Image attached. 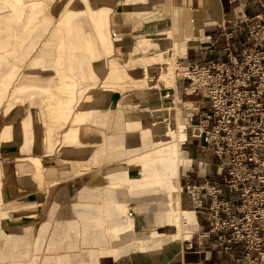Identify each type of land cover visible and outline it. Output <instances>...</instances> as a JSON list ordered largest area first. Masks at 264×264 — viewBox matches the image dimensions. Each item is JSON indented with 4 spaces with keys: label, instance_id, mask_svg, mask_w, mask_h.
Instances as JSON below:
<instances>
[{
    "label": "crops",
    "instance_id": "obj_1",
    "mask_svg": "<svg viewBox=\"0 0 264 264\" xmlns=\"http://www.w3.org/2000/svg\"><path fill=\"white\" fill-rule=\"evenodd\" d=\"M49 1L57 2V7L61 8L66 7L67 2H73V0ZM80 1L83 2V0ZM185 1L187 5L190 2V0ZM213 1L219 2V7H217L219 10L217 9V15L214 17L216 20L214 25L207 30L206 35L204 34L206 47H188L185 58L187 61L199 62L198 56L201 57L204 53L210 60H224V48L227 43L225 36L228 33L232 34L230 49L235 55H239L240 50L249 44L247 29L264 21V0H209V3L202 1V8L199 11L206 12L208 4L210 9ZM33 2L40 3L41 8H43L45 0L23 1L25 10L20 20L22 24L31 15L28 13V8ZM130 3V0H113L111 3V12L107 16V24L111 51H114L113 57L117 50V44L114 40L115 24L118 25L124 40L131 38L123 29V25L126 23L134 22L132 18L126 17L128 11L126 9L131 6ZM25 18L26 21H24ZM57 21L60 22L59 19ZM4 22V19H0L1 42L6 39L3 31ZM16 27L17 24L13 27L11 36L19 39L23 33L20 34ZM194 37L192 40L190 39L191 42L197 40L199 35L196 39ZM190 40L188 44L191 43ZM199 42H201L200 39ZM17 43H19L18 40H16ZM123 50H125L124 47ZM3 54L4 48L1 43L0 56ZM54 54L56 55V53ZM51 58L53 57H45V60L50 62ZM11 60L13 59L10 58ZM109 60L110 56L107 57V62ZM108 63L106 67L104 62L102 63L104 69L101 77L100 75L97 76V71H95L96 75L91 76V79H83L78 70L75 72V77L79 81L77 87L88 89L85 96L84 94L82 96L81 104L84 105L90 96L98 97L95 108L96 114L86 116V121L91 119L94 122L85 125V121L81 124L76 123L75 126L76 128L87 129L88 145L80 147L63 146L55 153L40 155L46 144L52 143L53 139L49 137L48 140H42L41 128L37 125L31 127L34 129L33 135L35 136L34 146L31 149L36 154L30 155L43 157L45 179L51 185L45 198L29 199L26 203H22L36 206L21 212V214H29L27 217L18 219L16 215L20 213H15V199L17 197L15 195V178L12 175L18 165L15 164V157H8L9 159L0 161V165L4 168L0 170V209L10 204L7 209L0 210L5 214V221L0 225V264H239L238 258L242 251L240 246L233 247L234 251L232 252L234 254L232 255L222 250L223 245L216 240L215 236L202 237V234H205L209 229L205 218V209L208 205L206 200L191 203L185 193L188 200L186 205L191 212L185 227L192 233V237L185 241L176 240L173 226L171 235L164 234L168 225L153 219L155 216L157 218L155 213L152 212V218L148 220L145 217L147 213L142 212V206L146 204L144 200L147 198L135 194L133 186L144 182L147 177L146 172H137L136 168L132 169V166L118 164L110 174H107V183L109 177L114 179L109 181L107 186H105V179L96 173L80 174V165L86 164L88 166L90 163L93 166L94 153L99 152L98 149H100L99 143L103 142L102 145H104V142L108 141L106 138L102 141L100 139L101 128L98 121L101 118L99 108L106 101L110 102V106L116 104L117 93L115 91L118 88L115 87L118 85L112 89L108 88L102 101L99 98V91L96 90L102 88L101 82H99L102 81V77L109 76ZM102 64L95 65L94 69H98ZM5 66L7 65L0 67L1 73H4ZM123 66L127 65L124 64ZM84 82L90 83L82 87L80 84ZM176 86L179 90L177 84ZM135 101L133 99L128 106L130 110L135 107L140 112L136 122L134 123L127 116L118 119L124 127L129 129V131L126 130L129 139L128 147L143 145L140 124L142 129H145L144 145L152 141L144 123L150 118L147 110L151 104L148 103L149 100L146 101L145 110H143V107L136 106ZM81 107H79L78 113H80ZM107 113L108 111H106L105 117ZM183 117L182 121L184 120ZM94 123L98 126H95ZM15 125V122H12L10 134L5 132L7 147L19 142L18 139H15ZM1 126L2 123L0 122ZM66 129L67 126L64 130ZM82 133L83 131H81ZM59 144L62 145L61 142ZM121 145L123 148L127 147L125 143H121ZM200 147L201 143L198 140H189L183 150L187 169L181 177L182 186L185 184L201 185L205 182L209 185L222 186L226 175L224 168L220 167L219 161L212 153L203 152ZM26 155L23 154L22 156ZM5 169L6 171H4ZM5 183L7 186H2ZM107 198L118 205H126L128 213L119 215L113 212L114 215L111 220L108 217L105 218L106 213L102 212L99 206ZM138 210L140 212L137 213ZM130 218L133 221L132 229L126 233H121L123 228L129 224ZM115 229L118 230L117 234Z\"/></svg>",
    "mask_w": 264,
    "mask_h": 264
},
{
    "label": "bare ground",
    "instance_id": "obj_2",
    "mask_svg": "<svg viewBox=\"0 0 264 264\" xmlns=\"http://www.w3.org/2000/svg\"><path fill=\"white\" fill-rule=\"evenodd\" d=\"M4 1H11L12 3L9 6H5ZM4 1L0 0L1 19H6L7 22L11 21V25H14L15 22L17 24V28H22L25 31V38H31L34 32H36L34 28L36 27V16L40 15L42 10L40 3L33 2L29 5L28 13L31 14V16L30 18L27 17L28 20L22 24L20 20L22 15H24L23 12L25 10V5L22 4L24 0ZM112 1L113 0H83V3H85V8L81 11L78 8L82 1L73 0V3H71L66 9V17L59 23V28L63 30L62 36H60V44L55 43L53 45L55 47L54 49L58 51L59 49L62 50V54L57 55L56 60L58 62H61L60 59L63 58L62 62H66L68 69L70 70L87 67L86 73L89 78L96 75L95 71H97V76L102 74L104 69L103 64L98 69H94V66L95 64L97 65L98 63H103V61H101L103 57H106L112 53L107 24V16L109 12H111ZM137 3L140 4L139 7L136 8V12L138 10V14L146 13V15H144L145 17L139 21L141 30L145 27L146 30H149L148 32L150 33L149 36L152 37L151 39L155 41L166 40L167 42L164 43V49H166V51L164 50L161 52V55H166L164 64L170 63V71L168 78L163 79V82L166 84L169 82L168 84L171 86L175 84L176 80V76L173 78V75L178 69L177 58L180 55H183L186 50L183 47L184 45L179 47L177 43L178 39L183 37L185 40L183 41L185 42L184 44L186 45L187 43L188 46L189 40L192 39L193 36H196L193 35V33H196V28L194 25H196V22H198V20H196V16H199V9L202 8V1L190 0V3L195 4L196 10L193 12L190 11L185 0H137ZM133 6L134 3L131 4V7ZM150 11L151 13H149ZM44 22L45 21H43V23ZM114 31V40L117 44V50L114 58L110 60L109 63L110 73L108 79L111 80V86L119 83V80L125 79L127 77L122 71V65L125 64L123 57L124 39L119 32L117 24H115ZM141 33L144 34L145 32L142 31L140 34ZM35 44L36 43L33 40L29 45V50L34 49ZM50 48L51 43L49 42V44H46V50H42L40 52L39 57L44 59H38L35 61L34 69H30L26 73L28 80H31L35 83H38L39 80H42V77L48 71V68H45L46 62H48L45 60V57L48 49ZM130 62L136 63L138 62V59L134 56H131ZM161 63H163V61ZM135 69L136 68L133 67L131 72H134ZM54 73H56L59 78L62 79V82L61 84H55L53 81L54 77H51L50 81L45 84L46 91L48 94H50V96L47 99H44L42 103L41 111L43 113L38 111V109L34 108L33 110V108L26 107L25 121L20 122L18 125V138L20 139L22 148L25 151L32 150L31 148L34 146V129L31 128L33 125H37L41 128L42 140H48L49 137H51L52 131L50 130V127L51 124L55 123V113L60 110V105L62 102L61 96L65 95L67 90H72L74 87V81H71L72 78L66 76L64 72H58L56 70ZM178 73L182 74V77L185 76L184 68L182 66ZM65 79H68V82L63 83ZM117 91H120V89ZM123 91L124 90H121L120 92ZM115 93L117 92L115 91ZM177 93L178 92L176 88H174L173 95L169 99L170 94L167 91V88L164 90L162 87L157 85L156 102L152 100L148 101V103L151 104V107L149 110H147L150 118L144 121V123L146 125V131H148L150 137L152 138L151 145H144L145 129H142V125L140 124L139 126H141L140 129L142 130L140 134L142 136L141 139L143 141V145L125 147V149L121 151V144L105 141L104 147H110L111 151L107 156V160L111 161V163L117 161L122 154L127 157H139L140 160L137 170L146 172L147 177L143 183L133 186L135 194L143 195V197H148L149 199H156L159 196H167L168 199L165 203L153 201L150 204L153 207V212L157 215V218L155 216L153 219L155 218L157 222L160 221V223L163 222L168 225L164 234L171 235V228L173 226L175 229L176 240L185 241L192 237V233L189 232L185 227V223L188 216L191 215V212L185 205L181 177L186 171V167L184 165L185 159L183 158V148L191 138V132L189 133L188 128L191 130L193 125L189 122L186 123L185 127H182L181 119L183 117V113L182 108L179 107V104L183 103L184 107H186V110L195 106L192 104V100H187L185 102L179 100ZM151 96L152 95L149 94V98H151ZM97 101L98 97L96 96H90L88 98L86 103L81 107L80 113H77V118L75 119L74 125H76V123H84L87 120L86 116L96 114L95 108ZM114 108H118L116 112L118 119H123L127 116L129 119L134 121V123L136 122L140 113L135 107L130 110L128 104L126 106V104H119L116 102V104L110 106L109 110ZM109 110L106 114V117L103 119L104 121L109 120ZM184 118L185 117H183V119ZM136 126L138 125L136 124ZM81 131H83L82 134ZM64 140V147L86 146L88 145V131L85 128L73 127L67 134L64 135ZM48 144H46L42 151L47 150ZM147 147H149V153H151L150 150L155 149L158 151V154L160 153L159 156L154 158L151 156V159L147 161L144 160L142 156L145 152H147ZM99 152L94 153L95 159L101 155V151ZM15 163L18 164H16V170H14L12 174L15 176V195L20 192L26 194L33 193L35 186L32 180L40 179L42 176L43 170L40 161L38 159L28 158ZM1 169L4 168L0 165V170ZM110 179L111 181L114 180L112 178ZM16 199L15 213H20L16 215L18 219L27 217L29 215L26 213L21 214V212L36 207L30 204H22L23 202L26 203L29 201L27 198L21 201H19V198ZM99 207L102 212L106 213L105 218L108 217L110 220L114 215L113 212L119 215L128 213V207L126 205H118L110 198H107V200L104 201V203H102ZM4 221L5 214L0 211V225H2ZM132 224L133 221L130 218L129 224L123 228L121 233L130 231L133 227ZM115 233H118L117 229H115ZM20 243H22L21 240Z\"/></svg>",
    "mask_w": 264,
    "mask_h": 264
},
{
    "label": "rangeland",
    "instance_id": "obj_3",
    "mask_svg": "<svg viewBox=\"0 0 264 264\" xmlns=\"http://www.w3.org/2000/svg\"><path fill=\"white\" fill-rule=\"evenodd\" d=\"M4 1V0H3ZM59 2V0H57ZM119 1V0H117ZM131 3H134V6L131 7H127L128 9H126L127 14L126 17L128 18H132V23H126V25H123V29L126 30L127 36L130 38L128 40H124V63L127 66H123L122 67V71L123 73L127 76L125 79L119 80V83L114 84V85H110L111 80L108 79L109 76H105L102 77V81L100 83V86L102 87L101 89L98 88L96 90L99 91V98L102 101V99L104 98V95L106 94L108 88L112 89L115 87V85H118V88L121 90H124L123 92L117 91L118 89H116L117 95V103L119 104H130L132 103L131 101L133 99H135L136 101L134 103H137L136 106L137 107H143L142 109H144V106L146 104V101L148 100H152V101H156V95H157V85H159L160 87H162L164 90L167 88V91L169 92V99L172 97L173 95V89L176 88L177 90V86L179 90H177V94L179 97V100L181 101H187V100H192L193 99L191 97H186L183 94V90H182V82L180 81L181 79V75L179 74V70L182 67H186L187 63L189 61L184 59L187 57V48L192 46L193 47H198V46H205L206 47V40L204 39V34L206 35V32L208 29H210V27H212L214 25V22L216 21L214 19L215 15H217V7H219V2L218 1H213V5L210 7L209 9V4L207 6V10L206 12H203L200 10L199 16H196L198 20V22H196V25H194V27L196 28L195 32L193 33V35H196L194 38L196 39L198 37L197 40H195L194 42H191L190 40V44L187 43L186 45L184 44L185 41L183 37H180L178 39V45L179 47L183 46L186 50L185 53L183 55H180L177 58V70L176 73L173 75V78H175L174 76H176V80H175V84L171 85L170 84H166L163 82V79L168 78V74L170 71V63L164 64V60L166 59V55H161V52H163L164 50L166 51V49H164V43H167L166 40H158L155 41L153 39H151L152 37L149 36V30H146V28H142L139 25V21H141V19H143L146 15V13L143 14H138V10L136 12V8L139 7L140 3H137V0H130ZM201 1H208L209 0H201ZM12 2L11 1H4L5 6H9ZM70 3H73L72 1L67 2V6L66 7H57V2H51L49 0H45L44 2V7L41 10L40 15H37V19H35L36 21V27L34 34L32 35L31 38H25V31L23 29L17 28V31H20L21 37L19 39H15V37L11 36V32L13 31V27L16 25V23L14 22V25H11V21L7 22L6 19L3 25V31L4 34L6 36V39H4L2 42L0 41V44L2 43V46L4 48V54L2 56H0V67L3 65H7L5 66V71L4 73H1L0 71V122L2 123V126L0 127V148H2V151H0V161H5L7 159H9L8 157H15V162H20L23 160H26L28 158H34V159H38L40 161V164L42 165V176L40 177V179H33L32 182L35 186L33 193H17L16 197L19 198V201L24 200L25 198H27V200L29 199H43L46 197V194L49 190L50 187V182H48L45 179V175H44V166L42 163V158L43 157H36V156H32L30 154H36L34 153L35 151L29 150V151H25L22 148V144L20 139L18 138V125L20 122L25 121L26 115H25V110L26 107L28 108H35L38 109V111H40L41 113H43L41 111V107H42V103L44 101V99H47L50 94H48V92L46 91V83H48L51 79V77L53 78V81L55 82V84H61L62 79L59 78V76L54 73V71H58V72H64V74L66 76H68L69 78H72L71 81H74V87L72 90H67V92H65V95L61 96V105H60V110H58V112L55 113V120H54V124H51L50 130L52 131V143H49L47 145V150H43L40 155H44V154H51L52 152H57L60 149H62V146L65 142L64 140V135L67 134L73 127H75L76 125H74L75 123V119L77 116V113L79 111V107H81L83 104H81L82 102V96L84 94L87 93L86 90L88 89H79V87H77V84H79L78 79H76L75 77V72L76 70H79V74L82 75L83 74V78L84 79H91L89 78V76L87 75V67H82L81 69H74V70H70L68 69V66L66 64V62H62L63 58L60 59L61 62H58L56 60L57 55H61L62 54V50L59 49L56 50L54 49L55 47L53 46L55 43H59L60 44V36H62V32L63 30L61 28H59V23L57 20L59 19V21L64 20V18L66 17L65 12L66 9L68 8V6L70 5ZM189 5V9L190 11H195V4L194 3H190L188 2ZM85 8V3H80L79 5V10H84ZM62 9V11H61ZM135 9V10H134ZM139 9V8H138ZM219 10V9H218ZM61 12V14H60ZM151 13V11L149 12ZM60 14V16H59ZM6 15V13H5ZM31 16V15H30ZM30 16L28 18H30ZM45 16V17H43ZM3 17H4V13H3ZM46 20H45V19ZM0 19H1V15H0ZM3 19V18H2ZM61 19V20H60ZM45 21L43 23V21ZM136 20H138L136 22ZM24 21H26V18L24 19ZM43 24V25H42ZM200 25V27H199ZM118 26V25H117ZM145 32L144 34H140V32ZM200 31V33H199ZM120 32V30H119ZM121 35L123 36V34L121 33ZM162 36V35H161ZM199 39L201 42H199ZM16 40L19 41V43L16 44ZM23 40V41H22ZM35 41V46L34 49L29 50V45L32 43V41ZM49 42L51 43V48L48 49V52L46 54V58H50V62H46L45 68H48V71L46 72V74L42 77V80H39L38 83H35L31 80H28V76L26 75V73L30 70V69H34V62L37 61L38 59H44V58H40V52L42 50H46V44H49ZM180 43V44H179ZM206 43V44H204ZM17 46V47H16ZM113 50L112 53L108 56H110V60L113 59ZM56 53V55L54 54ZM116 53V52H115ZM103 57V59L101 61L104 62L105 67L107 65L108 62H110V60L107 62V57ZM131 56H134L135 58L138 59V62L136 63H131L130 62V58ZM199 57V56H198ZM10 58H12L13 60L10 61ZM208 58V57H207ZM207 58L205 60V62L207 61ZM215 58V57H214ZM163 61V63H161ZM152 62V63H151ZM198 62V61H197ZM98 64H102V63H98ZM109 64V63H108ZM96 65V64H95ZM135 67L136 69L134 70V72H131V69ZM166 73V74H165ZM166 75V76H165ZM102 76V74L100 75V77ZM184 76V75H183ZM91 81V80H88ZM135 81V82H134ZM68 82V79H65L63 83ZM90 82H84L82 84H80L82 87H85L86 85H88ZM137 89H134V88ZM92 90V89H91ZM142 92L143 93L142 95ZM146 94V95H145ZM149 94L152 95L153 97L149 98ZM149 98V99H148ZM190 98V99H189ZM69 101V102H67ZM67 102V103H66ZM182 105V106H181ZM110 107V102H105L103 103L100 108V118L101 120L98 121V125L101 128L100 130V139L101 141L104 140V138H106L109 142L113 141H117V144H126L125 146L128 147L129 145V139H128V133L126 132L129 131V129H127L126 127L123 126V124H121L117 118V110L118 108H114L109 110ZM179 107L182 108V113L185 118L182 121L181 119V124L182 127L186 126V123H189V118L187 116H189L190 112L189 110H186V107H184L183 103L179 104ZM185 109V110H184ZM110 112V116H109V120H103L105 118V113L106 111ZM147 110V109H146ZM187 117V118H186ZM187 120V122H186ZM12 122H15V139H18L19 142L14 144L11 147H7L6 146V141H5V132L10 134L11 130V124ZM94 121L89 119L88 121H86L84 124L87 125V123H93ZM193 122H195V118L193 119ZM105 123V126H104ZM193 125V123H190ZM95 126H98L94 123ZM67 126V129H65V127ZM76 128V127H75ZM190 129V128H188ZM64 130V131H63ZM95 133V132H94ZM190 133V132H189ZM56 138H57V142H56ZM166 141V139H165ZM59 142H61L62 145L59 144ZM103 143V142H102ZM102 143H99L100 149H98V151H101V155L99 157H97L95 159L94 157V165H90V163H88V166H86V164H81L80 165V174H87V173H91V174H97L99 176H101L103 179H105V186H107L109 184V181H111L110 177L108 178V183H107V174H110V172L113 171V168L118 165V164H126L128 166H132L133 169H135L134 167H136V171L139 172L137 170V166L139 165V157H127L124 156V154H122L120 156V158L111 163V161L107 160V156L110 153V147H104V145H102ZM151 142L147 143L148 145H151ZM187 145V143H186ZM19 146V148H18ZM15 147V148H13ZM185 148V147H184ZM183 148V149H184ZM125 148H123V146L121 145L120 150L123 151ZM148 149V150H147ZM147 152H145L142 156V158L144 160H149L152 157H156L159 156L158 151L155 149L150 150L151 153H149V147H147ZM53 153V154H54ZM100 153V152H99ZM23 154H27L26 156H22ZM29 154V155H28ZM51 156V155H49ZM48 156V157H49ZM152 156V157H151ZM186 156V154H185ZM184 158V157H183ZM17 164V163H15ZM184 165L187 169L186 166V161L184 162ZM93 168V169H92ZM6 171V169L4 170ZM15 178V176H14ZM6 179V177H5ZM6 181V180H5ZM2 186H7V183H5ZM182 191H183V186H182ZM185 190L183 191V197H184V201H185ZM15 198V197H14ZM147 199L144 200L146 202L145 206L143 205L142 207V212H146L147 216L146 219L150 220L152 218V212L153 207L152 205H150L153 201L154 202H163L165 203L168 199L167 196H159L156 199L152 198L149 199L148 197H146ZM134 201V200H133ZM136 202V201H134ZM188 202L187 198L185 201V205ZM10 205V204H9ZM9 205H5L4 207H1L2 209H7V207ZM35 206V205H34ZM187 206V205H186ZM0 209V210H2ZM139 209V208H137ZM140 210V209H139ZM137 211L140 212V211ZM136 211V210H135ZM154 213V212H153ZM189 218V216H188ZM187 222V221H186ZM186 224V223H185ZM150 226V225H149ZM149 226H147V228H149ZM156 227V226H155ZM144 234V233H143ZM175 235V233H174ZM48 252V251H47ZM264 258V255H263ZM40 261V260H39ZM47 261H49V258H47Z\"/></svg>",
    "mask_w": 264,
    "mask_h": 264
},
{
    "label": "built area",
    "instance_id": "obj_4",
    "mask_svg": "<svg viewBox=\"0 0 264 264\" xmlns=\"http://www.w3.org/2000/svg\"><path fill=\"white\" fill-rule=\"evenodd\" d=\"M247 35L239 55L231 51L228 33L224 60L204 53L183 67V94L195 106L188 109L190 140H198L226 173L222 186L185 184L183 190L191 203L208 202L203 238L215 236L232 255L240 246L239 264H264V21Z\"/></svg>",
    "mask_w": 264,
    "mask_h": 264
}]
</instances>
